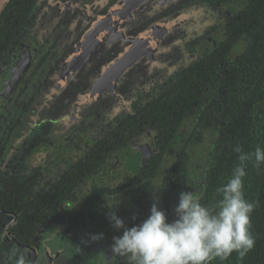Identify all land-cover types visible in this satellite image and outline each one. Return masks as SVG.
<instances>
[{
    "label": "flooded vegetation",
    "instance_id": "flooded-vegetation-1",
    "mask_svg": "<svg viewBox=\"0 0 264 264\" xmlns=\"http://www.w3.org/2000/svg\"><path fill=\"white\" fill-rule=\"evenodd\" d=\"M121 1L50 15L31 0L0 50V71L20 41L34 51L0 111V264H128L114 236L154 202L174 221L181 192L213 205L235 147H254L256 116L238 114L233 84L259 54L264 0ZM199 5L215 23L189 39L175 22Z\"/></svg>",
    "mask_w": 264,
    "mask_h": 264
},
{
    "label": "clouds",
    "instance_id": "clouds-1",
    "mask_svg": "<svg viewBox=\"0 0 264 264\" xmlns=\"http://www.w3.org/2000/svg\"><path fill=\"white\" fill-rule=\"evenodd\" d=\"M215 19L210 9L199 5L185 10L175 25L191 39L200 36ZM234 151L240 163L227 183L216 189L220 199L212 206L201 203L202 194L181 192L174 209L176 219L168 222L154 202L150 215L140 225L113 237L111 253L125 257L128 264H210L216 258L227 259L233 252L243 258L255 244L250 232L254 205L243 193L246 162L254 160L258 168L264 163V149L257 146L253 153H244L237 145ZM108 219L114 229L124 227L115 212ZM102 235L92 239H101ZM16 264H26L23 255L18 256Z\"/></svg>",
    "mask_w": 264,
    "mask_h": 264
},
{
    "label": "trees",
    "instance_id": "trees-1",
    "mask_svg": "<svg viewBox=\"0 0 264 264\" xmlns=\"http://www.w3.org/2000/svg\"><path fill=\"white\" fill-rule=\"evenodd\" d=\"M31 0H10L0 14V50L8 48V41L16 36L22 21L28 15ZM260 51L252 60L242 63L234 82L236 111L247 115L252 112L255 131L251 153L257 146L264 149V29L260 31ZM6 42V43H5ZM14 45V42L12 43ZM232 85V86H233ZM241 125L243 117H238ZM249 163L250 174L243 181V193L247 201L253 203L250 232L255 244L243 258L233 252L227 259L216 258L210 264H264V163L258 168ZM212 206V204H208Z\"/></svg>",
    "mask_w": 264,
    "mask_h": 264
},
{
    "label": "water",
    "instance_id": "water-1",
    "mask_svg": "<svg viewBox=\"0 0 264 264\" xmlns=\"http://www.w3.org/2000/svg\"><path fill=\"white\" fill-rule=\"evenodd\" d=\"M71 1L74 0H46L45 6L48 8V10H50L49 13L50 15H54L55 12H59V9H60V14H64V12L67 9L61 10V6L64 8L65 7L68 8L67 6H71L70 3ZM128 1L130 2V0H122L120 2V5L121 6L123 4L125 5L126 2ZM6 2H7L6 0H0V14L4 9ZM50 7L52 8V10ZM99 30L101 29L100 28L98 29L97 26L93 28L92 36L94 38H99V35L101 33V31ZM110 30L111 29H109V31ZM26 45L27 44L26 42H24V40L20 41V43L17 45L16 49L12 52V54L6 58L5 63L0 71V111L2 110V107L4 106L6 99L10 94L12 88L18 82L20 76L23 74L27 65L29 64V61L34 56L33 55L34 51L33 52L29 51ZM35 105L36 102H34L32 106L28 109V113L30 111H33Z\"/></svg>",
    "mask_w": 264,
    "mask_h": 264
}]
</instances>
